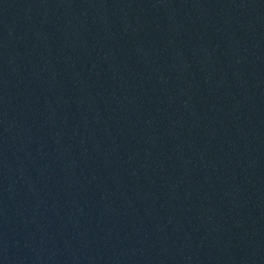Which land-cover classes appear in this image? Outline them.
<instances>
[{
	"label": "water",
	"instance_id": "95a60500",
	"mask_svg": "<svg viewBox=\"0 0 264 264\" xmlns=\"http://www.w3.org/2000/svg\"><path fill=\"white\" fill-rule=\"evenodd\" d=\"M0 264H264V0H0Z\"/></svg>",
	"mask_w": 264,
	"mask_h": 264
}]
</instances>
